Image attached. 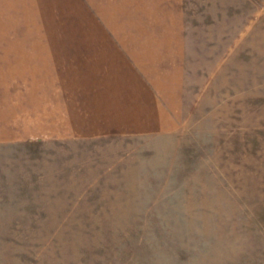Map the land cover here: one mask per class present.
Instances as JSON below:
<instances>
[{
    "label": "rangeland",
    "instance_id": "obj_1",
    "mask_svg": "<svg viewBox=\"0 0 264 264\" xmlns=\"http://www.w3.org/2000/svg\"><path fill=\"white\" fill-rule=\"evenodd\" d=\"M0 264H264V0H0Z\"/></svg>",
    "mask_w": 264,
    "mask_h": 264
}]
</instances>
